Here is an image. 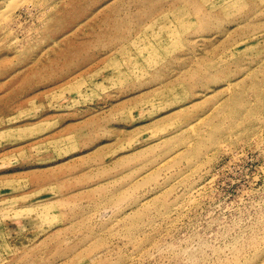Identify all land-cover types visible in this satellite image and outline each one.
<instances>
[{"label":"rangeland","instance_id":"374dc122","mask_svg":"<svg viewBox=\"0 0 264 264\" xmlns=\"http://www.w3.org/2000/svg\"><path fill=\"white\" fill-rule=\"evenodd\" d=\"M0 264H264V0H0Z\"/></svg>","mask_w":264,"mask_h":264},{"label":"bare ground","instance_id":"6f19581e","mask_svg":"<svg viewBox=\"0 0 264 264\" xmlns=\"http://www.w3.org/2000/svg\"><path fill=\"white\" fill-rule=\"evenodd\" d=\"M24 1V0H23ZM26 2V1H25Z\"/></svg>","mask_w":264,"mask_h":264}]
</instances>
